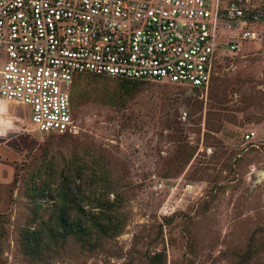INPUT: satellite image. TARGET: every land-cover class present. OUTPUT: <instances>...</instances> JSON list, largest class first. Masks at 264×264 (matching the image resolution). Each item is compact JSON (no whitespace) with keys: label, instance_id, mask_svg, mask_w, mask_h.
I'll use <instances>...</instances> for the list:
<instances>
[{"label":"rangeland","instance_id":"374dc122","mask_svg":"<svg viewBox=\"0 0 264 264\" xmlns=\"http://www.w3.org/2000/svg\"><path fill=\"white\" fill-rule=\"evenodd\" d=\"M256 32L206 90L76 76L74 133L42 134L28 106L0 103V264H264V26ZM61 213L84 231L64 233Z\"/></svg>","mask_w":264,"mask_h":264},{"label":"built area","instance_id":"2783aa9c","mask_svg":"<svg viewBox=\"0 0 264 264\" xmlns=\"http://www.w3.org/2000/svg\"><path fill=\"white\" fill-rule=\"evenodd\" d=\"M253 3L0 0V103L28 106L36 131L63 135L76 130V76L206 90L222 58L258 38L264 12Z\"/></svg>","mask_w":264,"mask_h":264},{"label":"trees","instance_id":"16d2710c","mask_svg":"<svg viewBox=\"0 0 264 264\" xmlns=\"http://www.w3.org/2000/svg\"><path fill=\"white\" fill-rule=\"evenodd\" d=\"M261 26H264V23H261L260 24ZM86 75V74H85ZM86 76H88V77H95V78H107V77H101V76H93V75H86ZM108 79V78H107ZM109 79H113V80H117V81H119V84L123 87V88H133L135 85H138V84H140V83H143L144 81H139V80H130V79H123V78H109ZM136 87V86H135ZM64 135V134H63ZM102 175V177H103V181H105V183L107 184V180L108 181H110L109 179L110 178H108V176L106 177V175H104V174H101ZM104 178H105V180H104ZM73 185V186H72ZM72 186V187H71ZM109 186H110V184H109ZM73 187H76L75 186V184L73 183V182H70V183H68L67 185H66V187H65V191L67 192H69L70 194H73L72 193V189H73ZM64 194V193H63ZM65 195V194H64ZM96 195V194H95ZM95 195H93V197H95ZM96 198H98L97 197V195H96ZM96 198H92V203L94 204V202H96V205H95V207H94V205H92L91 203V205L93 206L92 208H94V209H96V208H102L101 210H100V212L102 211V210H104V209H110L111 207H113V205L111 204H108V203H99V200H97ZM98 210V209H97ZM82 213H84V219L85 220H93L94 218H92V217H94L93 216V211H87V210H84L83 208H82ZM59 226L62 228V230H64L63 232L64 233H67V234H70V233H72V232H76V231H78V232H83L84 231V229L82 228V226H80V225H76V224H69V222H68V220H67V218L65 217V215L63 214V213H61V215L59 216ZM37 234H38V232H36V231H32V230H27L26 232H25V235H24V237L29 241L30 239H29V236L30 237H32V236H34V237H37ZM246 253H248V250L246 251Z\"/></svg>","mask_w":264,"mask_h":264}]
</instances>
